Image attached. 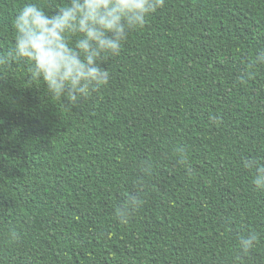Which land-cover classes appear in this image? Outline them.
I'll return each mask as SVG.
<instances>
[{
	"label": "trees",
	"instance_id": "16d2710c",
	"mask_svg": "<svg viewBox=\"0 0 264 264\" xmlns=\"http://www.w3.org/2000/svg\"><path fill=\"white\" fill-rule=\"evenodd\" d=\"M26 2L0 0V50ZM260 49L264 0H165L74 107L23 65L0 70V264H264V191L245 166L264 161V63L240 78Z\"/></svg>",
	"mask_w": 264,
	"mask_h": 264
},
{
	"label": "clouds",
	"instance_id": "9594fccd",
	"mask_svg": "<svg viewBox=\"0 0 264 264\" xmlns=\"http://www.w3.org/2000/svg\"><path fill=\"white\" fill-rule=\"evenodd\" d=\"M164 5L165 0H64L49 9L39 0H28L12 20L10 45L0 50V70L23 65L30 84L42 87L49 99L62 101L66 108L74 107L108 85L104 59L119 56L129 34L142 29ZM261 63L264 49L241 69L240 78L253 75L251 69ZM139 166L147 168V161ZM245 166L254 170V189L264 191V161L248 159ZM141 192H129L117 204V221H129L140 206ZM258 239L256 232L240 236V255L254 249Z\"/></svg>",
	"mask_w": 264,
	"mask_h": 264
}]
</instances>
